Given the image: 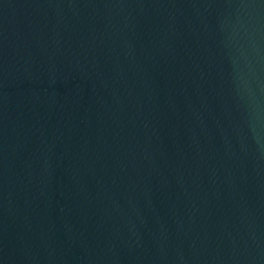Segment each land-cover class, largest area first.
<instances>
[{
  "label": "water",
  "instance_id": "95a60500",
  "mask_svg": "<svg viewBox=\"0 0 264 264\" xmlns=\"http://www.w3.org/2000/svg\"><path fill=\"white\" fill-rule=\"evenodd\" d=\"M0 264H264V0H0Z\"/></svg>",
  "mask_w": 264,
  "mask_h": 264
}]
</instances>
